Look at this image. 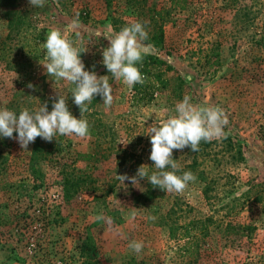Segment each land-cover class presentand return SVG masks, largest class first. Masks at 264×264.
I'll return each mask as SVG.
<instances>
[{"label": "rangeland", "instance_id": "rangeland-1", "mask_svg": "<svg viewBox=\"0 0 264 264\" xmlns=\"http://www.w3.org/2000/svg\"><path fill=\"white\" fill-rule=\"evenodd\" d=\"M140 1L45 0L35 8L10 0L0 9V108L19 114L47 103L50 112L59 93L80 118L75 86L49 77L42 65L53 29L87 49L85 70L108 75L114 96L110 109L95 96L83 114L97 131L89 138H40L35 152L34 142L22 149L17 139L0 137V264H264V200L255 199L264 192V48L255 41L264 36V7L259 0ZM137 20L146 30L162 21L163 45L151 53L172 66L151 97L111 77L102 63L109 42L96 36ZM185 96L226 111L225 131L244 158L215 140L199 154L196 180L182 194L147 178L118 180L141 165L149 175L157 171L147 128L176 115ZM177 153L178 164L194 157ZM67 177L79 183L65 185ZM133 240L143 241L141 253L129 249Z\"/></svg>", "mask_w": 264, "mask_h": 264}, {"label": "clouds", "instance_id": "clouds-1", "mask_svg": "<svg viewBox=\"0 0 264 264\" xmlns=\"http://www.w3.org/2000/svg\"><path fill=\"white\" fill-rule=\"evenodd\" d=\"M29 3L35 8L43 7L45 0H29ZM96 36L109 42V46L102 51V63L111 77L122 81L129 89L136 84L143 85L146 77L138 65L142 66L145 57L152 51V45L146 43L149 33L145 24L135 21L119 32H97ZM44 49L46 63L42 65L46 74L75 86L71 96L81 115L76 118L68 108V97L59 93L50 112L47 103L41 104L35 111L24 108L19 114L0 108V137L17 139L22 149H27L37 137L49 142L57 135L89 138L90 126L83 114L89 110L94 97L100 96L106 109H110L114 101L109 76H98L95 71L85 70L81 53L87 49L81 51L59 29L47 33ZM28 87L33 88V85L29 84ZM175 112L176 115L155 120L147 128L146 135L150 137L151 143L149 159L153 161L157 171L149 175L145 165H141L135 176L117 175L118 180L123 183L130 180L135 184L139 182L138 178H147L152 186L175 194H182L190 183L195 182L196 176L191 171L180 174V165L173 158V150L189 147L192 152H198L202 141L210 143L213 140L226 139L229 133L225 129L230 123L229 117L222 107L207 103L194 104L190 96H185L176 105ZM14 133L18 135L14 137ZM96 219L105 221L103 214ZM106 223L111 225V219L108 218ZM128 247L139 254L144 243L133 240Z\"/></svg>", "mask_w": 264, "mask_h": 264}, {"label": "trees", "instance_id": "trees-1", "mask_svg": "<svg viewBox=\"0 0 264 264\" xmlns=\"http://www.w3.org/2000/svg\"><path fill=\"white\" fill-rule=\"evenodd\" d=\"M10 1V0H0V9L4 8L5 2ZM132 3V0H129ZM233 3L236 0H227V2ZM133 2L137 5L140 4V0H133ZM259 9L264 7V0H259ZM133 4V3H132ZM244 17H248V11H246L244 9ZM162 10L158 11L156 14L159 16L158 18L163 19V15H162ZM138 21V20H137ZM162 22V21H161ZM155 23L154 25H156L155 29L153 30H147L149 33V39L146 41V43L151 44L154 48H161L164 42V31L162 28V23ZM246 22V21H245ZM119 30H121L119 28ZM257 44H259L260 46H262L264 48V36L260 37L259 39L255 40ZM164 66V67H161ZM140 67V71L142 72V74L146 77V81L143 85L140 84H136L133 86L134 89H138V88H142L141 91L143 92V94L148 95V97H151V90H155L158 88H162L165 87L168 79L164 77V72L166 70H169L172 68V66L167 63L164 59L159 58L156 54L151 53L150 55L146 56L142 66ZM96 127H94L93 125H90V133L91 135H95L97 134V131L95 129ZM223 141H225V147L226 150L230 153L233 152L234 155H236V159H243L244 155L242 153V150L240 148V145L238 143H234L233 142V137L232 135L228 134L226 139H222ZM215 140H213L212 142H201L200 144V150L198 152H194V157H192L188 162H186V158L183 157L181 158V162L179 163L180 165V174H182L185 171H193L196 168V164L198 162V156L200 155H204L206 152V150L211 146L212 143H214ZM38 145H40V137H37L34 144H33V150L35 152L38 151ZM186 152L189 153L190 148L186 147L185 148ZM182 153H177L173 155L174 159H179V155ZM233 155V156H234ZM79 157V159L82 160H87L90 161L92 159H94L95 154L94 153H79L77 155ZM78 181H73L72 179H70V177L66 178V182L65 185L68 186H72V185H76L78 184ZM150 183V182H148ZM207 187L204 188V192L207 191ZM147 192H152L151 188L147 189ZM256 200H264V192L262 194H259L255 197Z\"/></svg>", "mask_w": 264, "mask_h": 264}, {"label": "built area", "instance_id": "built-area-1", "mask_svg": "<svg viewBox=\"0 0 264 264\" xmlns=\"http://www.w3.org/2000/svg\"><path fill=\"white\" fill-rule=\"evenodd\" d=\"M57 264H60V263H57Z\"/></svg>", "mask_w": 264, "mask_h": 264}]
</instances>
